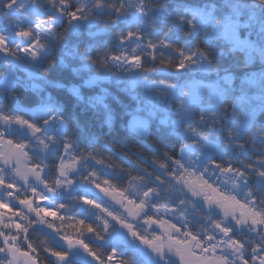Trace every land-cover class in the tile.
<instances>
[{"label":"snow or ice","instance_id":"obj_1","mask_svg":"<svg viewBox=\"0 0 264 264\" xmlns=\"http://www.w3.org/2000/svg\"><path fill=\"white\" fill-rule=\"evenodd\" d=\"M0 73V264H264V0H0Z\"/></svg>","mask_w":264,"mask_h":264},{"label":"rangeland","instance_id":"obj_2","mask_svg":"<svg viewBox=\"0 0 264 264\" xmlns=\"http://www.w3.org/2000/svg\"><path fill=\"white\" fill-rule=\"evenodd\" d=\"M112 137H113V139L117 142V143H119V142H121L123 139H124V136H123V132H122V130H120V128H119V124H117V129H116V131H114L113 133H112ZM5 152H7L8 151V149H7V146H4V149H3ZM12 163H16V160H15V157H13V160H12ZM120 163V162H119ZM3 165V161L2 160H0V166H2ZM26 166H28L27 165V161L25 160V158H23V157H21V160H20V167L23 169L24 167H26ZM124 166V165H123ZM125 167V166H124ZM113 183H116L115 181H113ZM93 191L94 192H98L99 190L98 189H93ZM209 195H215V194H213V193H208ZM99 195H101V196H104V194L103 193H99ZM106 200H108L109 202H111V203H113L115 206H117L118 208L120 207V205L116 202V200H113L111 197H104ZM119 198H117V200H118ZM122 211H123V209H121ZM218 211H219V209H218ZM129 238H131V237H129ZM194 256L196 255V254H193ZM23 260V258H21V261ZM192 264H197V261L196 260H193V262H192Z\"/></svg>","mask_w":264,"mask_h":264},{"label":"trees","instance_id":"obj_3","mask_svg":"<svg viewBox=\"0 0 264 264\" xmlns=\"http://www.w3.org/2000/svg\"><path fill=\"white\" fill-rule=\"evenodd\" d=\"M106 39H108L106 36H101V37H98V38L96 39V41H92V42L103 41V40H106ZM72 40L75 41L76 38L73 37ZM62 42H63V41H62ZM79 42H80L82 45H86V44L89 43L90 41H89V38L85 35V36L79 38ZM81 50H83V49H81ZM0 75H2V73H0ZM103 155H104L106 158H109V159H113V160H115V157H109V156H108V153H103ZM115 162H116L117 164H120L118 160H116ZM120 166H121V167H124L123 165H120ZM97 167H99V166H97ZM101 178H102V179H106V178H108V177H106V176H102ZM105 200H106V199H105ZM107 201H108V200H107ZM108 203H109L110 205L115 206L113 203H111V202H109V201H108ZM85 207H90V206L85 205ZM115 207H117V206H115ZM117 208H118V207H117ZM93 211H97V210L93 209ZM121 211H122V210H121ZM86 235H87V234H86ZM43 238H44V237H43L40 233H36V234H34V236H33V239H34V240H42ZM50 243H51V241H50Z\"/></svg>","mask_w":264,"mask_h":264}]
</instances>
